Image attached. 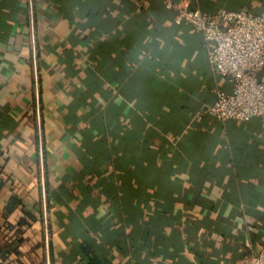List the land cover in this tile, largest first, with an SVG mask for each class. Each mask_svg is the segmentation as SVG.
I'll return each mask as SVG.
<instances>
[{
    "label": "crops",
    "instance_id": "crops-1",
    "mask_svg": "<svg viewBox=\"0 0 264 264\" xmlns=\"http://www.w3.org/2000/svg\"><path fill=\"white\" fill-rule=\"evenodd\" d=\"M182 2L264 15V0H0V248L28 224L0 264H87L88 238L106 264L264 248V122L204 115L233 83L175 24Z\"/></svg>",
    "mask_w": 264,
    "mask_h": 264
},
{
    "label": "built area",
    "instance_id": "built-area-1",
    "mask_svg": "<svg viewBox=\"0 0 264 264\" xmlns=\"http://www.w3.org/2000/svg\"><path fill=\"white\" fill-rule=\"evenodd\" d=\"M175 24H188L211 47L210 69L213 75L231 80V92L216 94V100L204 111L217 123L264 122V15L247 10L217 12L192 10L188 4L170 3ZM237 264H264V248L246 256Z\"/></svg>",
    "mask_w": 264,
    "mask_h": 264
},
{
    "label": "trees",
    "instance_id": "trees-1",
    "mask_svg": "<svg viewBox=\"0 0 264 264\" xmlns=\"http://www.w3.org/2000/svg\"><path fill=\"white\" fill-rule=\"evenodd\" d=\"M231 11H239L242 10V8L239 9H229ZM204 12H217L218 10H201ZM12 208H8V211H11ZM29 218V216H28ZM26 226H28V224L26 222H22L20 223L17 227H18V231L16 233V235L18 236L16 238V240H10L8 241L7 244H4V246H1L0 248V254L1 259H3V261L7 260V257L9 256V254H14L16 256H20V252H19V248L20 246L23 244V241L21 240V237L23 236V228H25ZM78 251L81 257L84 258V260L86 261L87 264H106L105 261L102 259V257H99L96 252H95V248H94V243L93 240L91 238H88L87 240L81 241L78 244ZM108 264V263H107Z\"/></svg>",
    "mask_w": 264,
    "mask_h": 264
}]
</instances>
